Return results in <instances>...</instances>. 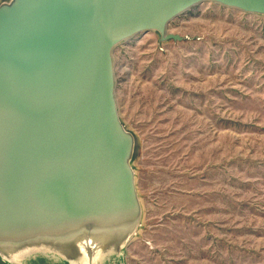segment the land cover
Returning <instances> with one entry per match:
<instances>
[{
	"label": "water",
	"instance_id": "1",
	"mask_svg": "<svg viewBox=\"0 0 264 264\" xmlns=\"http://www.w3.org/2000/svg\"><path fill=\"white\" fill-rule=\"evenodd\" d=\"M209 1L264 15V0L0 4L1 257L42 250L104 264L129 244L141 217L136 138L120 121L113 50L149 31L182 39L170 22Z\"/></svg>",
	"mask_w": 264,
	"mask_h": 264
},
{
	"label": "rangeland",
	"instance_id": "2",
	"mask_svg": "<svg viewBox=\"0 0 264 264\" xmlns=\"http://www.w3.org/2000/svg\"><path fill=\"white\" fill-rule=\"evenodd\" d=\"M167 28L182 39L149 31L113 50L141 217L104 264H264V15L209 1ZM66 260L0 256L76 264Z\"/></svg>",
	"mask_w": 264,
	"mask_h": 264
},
{
	"label": "bare ground",
	"instance_id": "3",
	"mask_svg": "<svg viewBox=\"0 0 264 264\" xmlns=\"http://www.w3.org/2000/svg\"><path fill=\"white\" fill-rule=\"evenodd\" d=\"M30 243H31V241L30 240H28ZM57 243V245H60L59 244V241H57L56 242ZM43 245H44V247L43 248H47V249H51V248H54L53 247V245H54V240H52L50 243H46V242H43ZM0 247H3V245H0ZM33 247H38V245H35V246H33ZM30 249H34V248H30ZM45 250V249H44ZM58 250V249H57ZM4 250H2V252H3ZM4 253V252H3ZM6 253H4V255H5ZM49 260V259H48ZM51 261V260H50ZM38 263H42V262H38Z\"/></svg>",
	"mask_w": 264,
	"mask_h": 264
}]
</instances>
